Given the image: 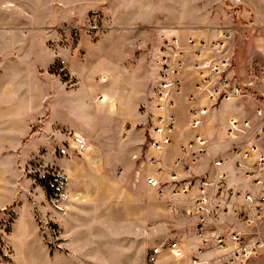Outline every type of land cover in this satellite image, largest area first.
I'll use <instances>...</instances> for the list:
<instances>
[{
  "label": "rangeland",
  "instance_id": "rangeland-1",
  "mask_svg": "<svg viewBox=\"0 0 264 264\" xmlns=\"http://www.w3.org/2000/svg\"><path fill=\"white\" fill-rule=\"evenodd\" d=\"M262 26L264 0H0V33L13 34V39L18 35L20 40L42 34L46 46L59 52L60 60L49 72L61 86L92 87L119 67L138 74L146 97L139 110L148 116L143 151L132 162L126 180L118 177L123 170L118 159L110 161L112 183L127 189L136 176L146 187L145 155L154 125L152 89L159 74L156 61L162 37L181 33L198 40L208 28L237 27L230 68L246 94L237 101L250 110L264 103ZM45 148L20 145L4 162L7 175L2 190L8 201L0 208V260L3 257L7 264H153L148 261L153 245L166 242L170 231L178 233L179 227L189 232L191 219L186 213H168L167 206L149 193L140 204L155 210L151 221L104 225V217L114 214L116 187L108 186L103 175L92 177L91 183L81 171L103 172L109 167L88 161L90 150L72 149L66 154ZM66 155H73L75 162L62 167ZM52 157H58L61 166ZM41 179L51 187L52 196ZM16 224L17 233L11 235ZM116 230L122 232V240ZM261 232L264 236V220ZM119 248H124V255ZM247 264H264V249Z\"/></svg>",
  "mask_w": 264,
  "mask_h": 264
},
{
  "label": "built area",
  "instance_id": "built-area-1",
  "mask_svg": "<svg viewBox=\"0 0 264 264\" xmlns=\"http://www.w3.org/2000/svg\"><path fill=\"white\" fill-rule=\"evenodd\" d=\"M260 33L264 51V26ZM234 37V28L207 44L192 37H162L145 184L171 212L186 204L191 227L186 238L153 245L148 252L150 263L166 252L189 264H247L264 249V103L226 123L211 119L220 104L246 95L229 73ZM189 58L198 79L195 93L187 95L192 136L180 144L168 165L162 156L173 144L174 107L183 96L182 75ZM98 99L104 100L101 95ZM72 139L78 151L88 148L81 134H72ZM235 174L238 183L233 182ZM6 262L2 257L0 264Z\"/></svg>",
  "mask_w": 264,
  "mask_h": 264
},
{
  "label": "crops",
  "instance_id": "crops-1",
  "mask_svg": "<svg viewBox=\"0 0 264 264\" xmlns=\"http://www.w3.org/2000/svg\"><path fill=\"white\" fill-rule=\"evenodd\" d=\"M223 31L225 29L208 28L201 32L200 38H196L197 41L207 44L218 39ZM176 35L183 39L195 37L181 33ZM13 37V34L8 32L0 33V208H3L8 201L7 193L2 190V183L5 182L7 175L4 162L13 156L14 149H18L20 145L26 148L36 146L38 149L47 147L50 150L59 149L62 152L65 151L66 154H71V150L76 149L72 134L77 133L87 140L88 148L85 151L90 150L86 156L88 161L95 164L103 162L109 167H105L103 172L100 171L101 169H94L85 173L81 171V174L88 176L91 183L93 182L92 177L103 175L108 178L106 180L108 186L115 185L116 187V199L112 202L114 203V214L106 215L102 223L122 226L139 224L140 219L147 218L151 221L155 210L150 205L141 206L140 202L146 193H149L153 200H160L155 191L146 184V187L140 184L138 176L132 182L130 189L123 185L119 186L118 183L113 184L114 171L110 167L113 157L117 158L123 168L118 177L126 180L127 171L132 162L138 159L143 151L148 129L146 126L148 116L147 112L139 110L140 105L145 103L146 97L138 74L129 73L126 67L122 69L119 67L115 71L108 72L112 77L106 75L105 82L101 81L92 87L85 86L79 90L65 88L59 84L57 77L49 72L51 66L60 60L59 52L50 50L46 46L42 34L39 38L34 36L35 38L30 40H20L18 35L16 39ZM161 44L162 40H160V47ZM158 50L160 52V48ZM193 64V58H189L182 75L183 96L174 107L177 127L173 133V144L162 156L163 163L168 165H171L178 155L180 144L192 136L189 128L187 95L195 93V84L198 81ZM229 73L234 77L231 68H229ZM97 88L98 91H96ZM100 95L103 96V101L98 99ZM153 96L154 88L152 89ZM246 114L247 109L239 105L236 100L220 104L211 119L214 122L226 123L231 117H244ZM35 127L37 131L34 132ZM149 132L151 136L153 126ZM117 137H123V139L117 140ZM261 146L264 149V140ZM150 152L148 145L146 160ZM52 160H56L57 164L62 167L72 166L75 162L73 155L70 157L66 155L62 160L65 162L62 164L58 157H52ZM143 162L145 168L146 161L143 160ZM239 181L235 174L233 182L238 183ZM247 188H251L248 182ZM160 201L166 205L164 201ZM103 203L102 201L101 205ZM105 203L107 206L111 205L110 202ZM185 208H187L186 204L180 206L179 212L185 213ZM167 211L173 213L168 208ZM116 231L117 237H121L120 240H122V232ZM16 233L17 224L11 235ZM175 237H188L186 227H179L178 233L172 234L170 231L166 241ZM152 239L155 241L154 236ZM119 249L124 255V248ZM153 264L189 263L185 260L174 259L164 252Z\"/></svg>",
  "mask_w": 264,
  "mask_h": 264
},
{
  "label": "trees",
  "instance_id": "trees-1",
  "mask_svg": "<svg viewBox=\"0 0 264 264\" xmlns=\"http://www.w3.org/2000/svg\"><path fill=\"white\" fill-rule=\"evenodd\" d=\"M41 183H42V185L46 188V190H47V194H48L49 196H52V189H51V187L49 186V184H48L44 179H41Z\"/></svg>",
  "mask_w": 264,
  "mask_h": 264
}]
</instances>
